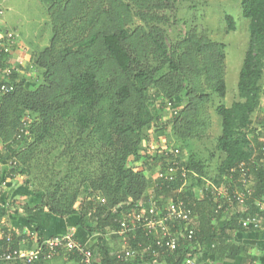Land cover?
<instances>
[{
	"label": "trees",
	"instance_id": "obj_1",
	"mask_svg": "<svg viewBox=\"0 0 264 264\" xmlns=\"http://www.w3.org/2000/svg\"><path fill=\"white\" fill-rule=\"evenodd\" d=\"M32 1L34 0L30 3ZM37 1L41 5L55 2ZM110 1L112 0H109V9L102 7V22H98V27L90 37L80 41L76 49H65L55 56L46 49L37 53L33 65L39 71L40 85L35 90H27L24 78L9 67L11 53L5 54L0 50V88H10L8 93L0 92V141L9 142L4 149H0V162H6L7 165L5 177L13 181L15 174L26 172L23 167L25 157L20 151L24 147L31 149V139L34 143H44L46 138L65 141L68 159L64 162L67 164L61 163L60 170L51 180L55 182L56 188L61 186L68 175L69 165H77L84 159H90L97 165V169L88 176H80L83 186L79 192H75L72 201H77L76 205L60 208L55 193H50V198L44 196L39 204L33 206L19 207L13 204V211L16 214L30 213L44 208L49 214L60 218L78 215L79 228L102 234L99 250L104 253V236L120 230L118 221L123 215L136 211L155 199H161V202L155 204L161 206L166 199L173 198L175 201H183L193 210L194 216L189 228L195 231V239L193 243H188L180 238L174 252L159 254L158 256L165 257V264H183L187 256L195 258L203 252L214 255L216 260L226 256L232 259L244 251L231 244L230 240L235 232L244 231L238 220L245 215L239 212L226 218L223 210L215 212L217 204L213 202L210 193L200 199L195 197L192 188L203 187L201 178L206 175L203 161L192 155L185 157L187 170L196 177L187 175L183 192L178 193L182 179L171 185L163 182L161 186L153 181L154 171L161 161L158 152L163 148H152L147 130H156L158 126L163 130L164 125L159 122L162 108L167 104L173 106L174 98L182 93L180 87L166 86L153 97L147 95V90L152 85H161L151 73L154 74L163 67L171 72L178 70L173 59L175 56L167 53L168 36L162 30L164 18L154 11L163 9L167 2L157 5L150 4L153 0ZM101 2L98 0L96 9H100ZM33 3L29 11L32 10ZM132 4L137 8L136 12L133 11ZM240 9L242 17L249 20V45L238 74L237 100L230 106L218 104L215 108V114L220 120L216 148L222 153L223 159L217 167L218 174L212 181L218 186L223 183V178L230 170L253 160L256 165L251 167L248 179L252 198L256 199L264 194V158L261 151L264 140L259 139L264 136V126H259L264 124V119L261 123L258 122V126H253L251 116L258 109L264 90V0H240ZM134 12L143 18L148 28L147 34L142 29L129 27L131 14ZM32 14V11L28 12V15ZM225 19L228 29L235 30L234 19L231 16H226ZM32 30L34 29L20 35L23 45L31 48L34 47L32 39L27 36H31ZM146 36L148 39L143 44ZM175 41L178 40H172L171 46ZM148 50L157 53L156 57L162 64H152L145 54ZM198 51L200 62L196 65L190 63V69L196 76L203 72L213 82L210 89L218 98L224 99L226 85L222 79L220 62L202 54L201 50ZM6 70L10 73L6 74ZM191 92L193 90L184 94L185 98L188 97L186 106H189L182 113H191L194 108H198L190 96ZM159 98L160 106L155 104ZM179 117L180 112L174 119ZM64 128L67 129L66 133ZM128 162L137 168L126 167ZM71 171L75 173L74 169ZM237 175L238 172L234 179ZM154 184L159 187L153 188ZM247 203L250 204L249 212L255 214L251 201ZM7 210L0 206V220ZM88 221L95 224L94 228L85 225ZM126 234L132 250H143L148 244L156 249V241L152 239V235L147 236L141 229H133ZM198 259L204 264L200 257ZM116 260L118 257H107L102 263L114 264ZM139 261L136 260V263ZM37 263L40 262L34 264Z\"/></svg>",
	"mask_w": 264,
	"mask_h": 264
},
{
	"label": "rangeland",
	"instance_id": "obj_2",
	"mask_svg": "<svg viewBox=\"0 0 264 264\" xmlns=\"http://www.w3.org/2000/svg\"><path fill=\"white\" fill-rule=\"evenodd\" d=\"M30 1L0 0V7L3 10L0 35L8 32L15 34L13 48L15 52L19 53V57L27 58V63H19L16 65L17 67L13 68L9 59V67L24 78L27 90H35L40 85L39 71L33 65L37 53L46 49L55 56L65 49H76L80 41L90 37L92 31L98 27V22H102V7L109 9V0H101L100 9L95 7L98 5V0H55L51 5H41L39 1L34 0L31 2L34 3L30 10L33 14L28 15L31 8ZM164 1L167 2V6L157 11L154 9V11L164 18L165 23L162 30L169 39L166 40L167 53L169 56H175L173 59L178 70L171 72L163 67L162 70L156 71L154 74L151 73L152 76H156L161 85H152L147 90V95L153 97L154 94H159L161 90H164L166 86L180 87L182 93L174 98L173 106L163 107V114L159 112L162 116L159 122L164 125V128L161 130L159 129L161 127L158 126L156 130L154 128L147 130L149 141L154 150H157L159 147L156 146L162 143L165 146L163 148L179 149L185 157L192 155L203 161L204 171H206V175L201 178L203 186L207 183L211 186L214 184L212 180H215L214 177L218 174L217 167L223 159L222 153L216 148V140L220 134V120L215 114V108L218 104L230 106L237 100L238 74L249 45V20L241 15L240 0H153L150 4L161 5ZM132 9L135 12L137 10L134 4H132ZM135 12L131 14L129 27L148 32L143 18L135 15ZM226 16H231L234 19L235 30L228 29ZM31 29L34 30L31 31V36L27 37L32 39L34 47L31 48L26 44V46H22L20 35ZM185 34H187L186 37ZM140 39L141 37L138 38V41ZM146 39H148L147 36L143 40V44H146L144 43ZM174 39L178 41H175L171 46V41ZM198 49L202 51V54L220 62L222 79L226 85L224 99L218 98L217 94L210 89L213 82L203 72L196 76L190 69V63L196 65L200 62ZM145 54L151 59L152 64H162L156 57L157 53L154 54L148 50ZM262 80L264 87V75ZM164 84L165 86H163ZM188 90H193L190 96L197 103L198 108H194L191 113L189 111L182 113L189 106H186L188 97L185 98L186 95H184L186 91L189 92ZM160 99L155 101L158 106H160ZM174 112L178 114L180 112V117L174 119ZM24 119L26 120V118ZM251 119L253 126H258V122L261 123V120L264 119V90L260 105ZM261 124L259 126L263 128L264 124ZM66 132L67 129L64 128V133ZM259 139L263 141L264 136ZM64 142L55 138H46L44 143L43 141L34 143V140L31 139V149L24 147L20 151L25 157L23 167L26 172L14 176L19 185L26 186L32 195L37 194L41 200L44 196L50 198V193H55L60 208H64L66 205H76L77 201L74 203L72 201L75 192H79L83 186L80 176H88L90 172L97 169L95 162L90 159H84L77 165H69L67 167L68 175L61 186L56 188L55 182L53 183L51 180L54 174L60 170L59 165L61 163L66 165L67 163L64 161L68 159ZM7 143L9 142L0 141V149H4ZM126 167L137 168L136 165L129 162L126 163ZM72 169L75 170V173H72ZM192 190L194 194L198 192L201 194L202 191L197 187H193ZM50 201L48 200V202Z\"/></svg>",
	"mask_w": 264,
	"mask_h": 264
},
{
	"label": "built area",
	"instance_id": "obj_3",
	"mask_svg": "<svg viewBox=\"0 0 264 264\" xmlns=\"http://www.w3.org/2000/svg\"><path fill=\"white\" fill-rule=\"evenodd\" d=\"M2 17L3 10L0 7V20H2ZM13 45H15V34L13 32L0 35V50L3 53L10 54ZM9 73L6 70V74ZM0 92L8 93L10 88L2 86ZM168 106L170 105L168 104ZM261 151L264 158V143ZM158 153L161 161L154 171L153 181H157L161 186L163 182L171 185L173 182L182 179L180 181L182 185L178 193L183 192L187 175L191 174V176L196 177L195 174L187 170L184 163L186 161L185 156L182 155L179 149L163 148ZM255 165L253 160L249 164L238 165L237 168L229 171L228 175L223 178V183L219 186L215 184L210 186L207 183L201 187V198L206 193H210L213 196V202L217 204L216 213L223 210V216L229 218L240 212L245 216L238 220V224L244 231L264 232V194L259 198H252V190L248 179L251 167ZM237 172V178L234 179ZM1 185L5 186L6 182L2 181ZM158 187V184L153 185V188ZM159 201L161 202V199L150 201L148 204L142 205V208L123 215L122 219L118 221L120 225L119 233L141 229L147 236L152 235V239L156 241V249L151 248L148 251L152 258H156L165 251L174 252L180 238L188 243H193L195 239V231L189 228L194 216L191 207L186 206L183 201H175L173 198L166 199L161 206H156L155 204H158ZM248 201H251L252 208L256 210L255 214L249 212L250 204L247 203ZM101 202L104 201L101 200ZM155 232L161 234V236L158 238L153 237ZM0 242H2L0 243V264L16 262L34 264L50 260L60 253L76 255L81 264L95 263V255L92 249L78 241L71 232L43 237L36 230H28L24 234L14 236L12 233L3 232L0 228ZM200 256V254L199 256L196 255L195 258L187 256L184 258L183 264H201L198 261ZM118 258L119 260H125L123 256Z\"/></svg>",
	"mask_w": 264,
	"mask_h": 264
},
{
	"label": "crops",
	"instance_id": "obj_4",
	"mask_svg": "<svg viewBox=\"0 0 264 264\" xmlns=\"http://www.w3.org/2000/svg\"><path fill=\"white\" fill-rule=\"evenodd\" d=\"M1 21L2 20H0V22ZM11 55L12 58H10V60L13 68L17 67L16 65L19 63H27V58L19 57V53L15 52L14 48ZM11 55L9 57H11ZM158 145L159 146L156 147H165L162 143ZM0 168V206L8 209L6 215L0 220V228H2L3 232L21 235L28 230H36L43 237L62 235L71 232L78 241L92 249L95 255V264H103L102 260L104 258L108 257L113 259L119 256H123L125 260H119L118 258L114 264H165L164 256L152 258L148 254V251L152 248L149 244L143 250H132L128 242L127 232L119 233V231H112L110 234H106L104 236L106 242L104 250L106 252H101L99 250V241L102 234L98 232H87L79 228L77 226L79 222L78 215L60 218L49 214L44 208L34 210L30 213L19 212L16 214L12 208L13 204L19 207L23 205L32 206L39 204L41 198L38 197L37 194L32 195L26 186L19 185L15 179L10 182L8 179H5V174L7 172V165L5 166V163L0 162ZM154 177L155 174L153 178ZM2 181L6 182L5 186L1 185ZM195 197L200 199L201 194L198 192L195 194ZM85 225L90 228H94L95 226L94 223L89 221L85 223ZM154 236L158 238L161 234L155 232L153 234V237ZM230 243L238 248H242L244 251L232 259L226 256L218 260L214 258V255L209 254V252H203L200 254V259L204 264H264V233L258 231L235 232L231 236ZM138 259L140 261L136 263ZM37 264H81V262L77 257L71 254L60 253L50 260Z\"/></svg>",
	"mask_w": 264,
	"mask_h": 264
},
{
	"label": "bare ground",
	"instance_id": "obj_5",
	"mask_svg": "<svg viewBox=\"0 0 264 264\" xmlns=\"http://www.w3.org/2000/svg\"><path fill=\"white\" fill-rule=\"evenodd\" d=\"M25 71V70H24Z\"/></svg>",
	"mask_w": 264,
	"mask_h": 264
}]
</instances>
